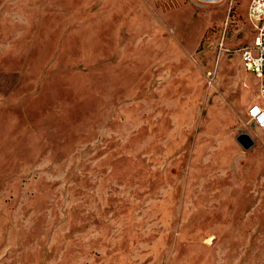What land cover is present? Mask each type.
<instances>
[{
  "label": "rangeland",
  "instance_id": "rangeland-1",
  "mask_svg": "<svg viewBox=\"0 0 264 264\" xmlns=\"http://www.w3.org/2000/svg\"><path fill=\"white\" fill-rule=\"evenodd\" d=\"M247 2L0 0V264H264Z\"/></svg>",
  "mask_w": 264,
  "mask_h": 264
},
{
  "label": "built area",
  "instance_id": "built-area-1",
  "mask_svg": "<svg viewBox=\"0 0 264 264\" xmlns=\"http://www.w3.org/2000/svg\"><path fill=\"white\" fill-rule=\"evenodd\" d=\"M245 10L253 37L238 48L239 62L256 80L255 99L245 112L253 127L264 134V0H248Z\"/></svg>",
  "mask_w": 264,
  "mask_h": 264
},
{
  "label": "water",
  "instance_id": "water-1",
  "mask_svg": "<svg viewBox=\"0 0 264 264\" xmlns=\"http://www.w3.org/2000/svg\"><path fill=\"white\" fill-rule=\"evenodd\" d=\"M237 141L243 146L246 147L251 144V139L247 133L240 132L237 136Z\"/></svg>",
  "mask_w": 264,
  "mask_h": 264
},
{
  "label": "crops",
  "instance_id": "crops-1",
  "mask_svg": "<svg viewBox=\"0 0 264 264\" xmlns=\"http://www.w3.org/2000/svg\"><path fill=\"white\" fill-rule=\"evenodd\" d=\"M251 30H252V29H251ZM252 32H253V31H252ZM252 37H253V34H252V36H251V39H250L247 43H250V42H251ZM245 44H246V43H245ZM238 56H239V55H238ZM239 63H240V62H239ZM241 66H242V65H241ZM242 68H243V67H242ZM245 71H246V70H245ZM247 72H248V71H247ZM249 73H250V72H249ZM250 74H251V73H250ZM251 75H252V74H251ZM252 77H253V76H252ZM254 80H255V79H254ZM255 81H256V80H255ZM249 104H250V103H249ZM249 104H248V105H249ZM248 105H247V106H248ZM247 106H246V108H247ZM259 133H260V132H259ZM262 134H263V133H262Z\"/></svg>",
  "mask_w": 264,
  "mask_h": 264
}]
</instances>
